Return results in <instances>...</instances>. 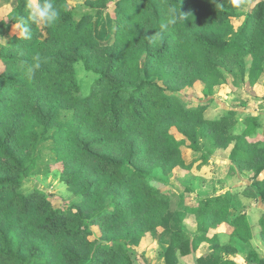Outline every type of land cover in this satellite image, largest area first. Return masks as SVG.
Wrapping results in <instances>:
<instances>
[{"label":"trees","instance_id":"trees-1","mask_svg":"<svg viewBox=\"0 0 264 264\" xmlns=\"http://www.w3.org/2000/svg\"><path fill=\"white\" fill-rule=\"evenodd\" d=\"M53 2L59 19L51 27L32 24L31 39L14 30L26 0L2 22L9 38L0 43V264H134L128 242L154 233L172 203L152 174L191 169L196 160L184 149L205 158L226 149L264 203L261 116H248L236 134V110L208 118L206 100L183 92L198 82L213 90L226 83L227 70L264 72V0ZM100 12L112 31L105 41L97 36ZM79 62L95 75L86 95ZM202 138L209 139L207 153ZM48 140L75 195L68 203L43 190L22 191ZM230 205L227 194L180 204L166 232L168 263L208 242L200 264H237L223 253L236 252L237 241H250L257 227L246 213L231 215ZM258 224L264 240V212ZM222 225L231 230L228 244L217 231ZM246 264H264V255L252 250Z\"/></svg>","mask_w":264,"mask_h":264},{"label":"rangeland","instance_id":"rangeland-1","mask_svg":"<svg viewBox=\"0 0 264 264\" xmlns=\"http://www.w3.org/2000/svg\"><path fill=\"white\" fill-rule=\"evenodd\" d=\"M83 1L69 0L73 5ZM250 1L246 0V2ZM16 3L17 0H0V43H6L9 38L7 26H2V22L6 21L8 13ZM99 16L101 22L97 27L99 29L97 36L100 40L105 41L110 39L112 34L109 18L105 12H100ZM242 20L243 18L234 20L236 28L241 25ZM46 35L44 31L42 37ZM75 69L82 84L83 94L86 95L90 91L95 75L87 72L81 62L76 64ZM3 70L4 65L0 63V71ZM237 73L225 71L226 83L214 86L213 90L206 89L203 82H198L193 86L185 87L183 92L194 96V98L206 100L208 107L204 115L208 118H219L229 110H236V134L243 131L248 116H261L258 129L264 134V72L252 77L250 68L246 67L242 73L236 75ZM201 142L204 152L207 153L210 147L209 139L202 138ZM184 154L187 158L196 160L191 169H174L164 172L161 168H156L152 174L150 180L170 194L172 203L163 224L154 233L147 234L137 243L128 242L134 257V264H169L166 258L169 234L166 232L174 228L175 212L180 204H193L206 196L220 194H227L230 197L229 211L231 215L246 213L251 223L257 227L254 238L248 242L237 241V251L224 252L223 257L230 258L237 264H246L252 250H257L261 255H264V240L259 235L260 228H258L259 218L264 212V203L252 185L253 179L250 173L239 172L235 169V165L228 159V152L224 148L214 149L208 158L202 157V152L189 149H184ZM38 156L37 165L28 176L22 191L43 190L54 196L62 197L67 203L74 199V193L67 188L62 180L64 164L54 150V140L42 143L39 146ZM184 224L190 233H195V226L191 222L185 221ZM217 231L222 234L223 243L228 244L231 230L226 225H222ZM210 250V243L202 242L199 248L190 255H179L176 264H200L199 257Z\"/></svg>","mask_w":264,"mask_h":264},{"label":"clouds","instance_id":"clouds-1","mask_svg":"<svg viewBox=\"0 0 264 264\" xmlns=\"http://www.w3.org/2000/svg\"><path fill=\"white\" fill-rule=\"evenodd\" d=\"M26 15L15 17L14 30L18 32L19 39H31V25L43 23L46 26H53L60 17V9L53 0H26ZM186 15L179 16L178 19L185 20ZM7 20V19H6ZM175 23V20L172 21ZM39 64L36 68H39Z\"/></svg>","mask_w":264,"mask_h":264}]
</instances>
